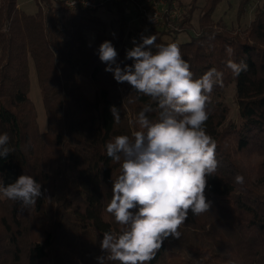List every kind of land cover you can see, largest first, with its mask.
<instances>
[{
	"label": "trees",
	"instance_id": "obj_1",
	"mask_svg": "<svg viewBox=\"0 0 264 264\" xmlns=\"http://www.w3.org/2000/svg\"><path fill=\"white\" fill-rule=\"evenodd\" d=\"M220 1L209 0L188 40L157 36V44L179 46L194 79L211 68L224 76L223 87L210 94L205 125L218 161L205 189L211 207L200 215L189 212L180 238L165 239L149 264H264V0L248 26L234 31L211 19ZM250 1L240 0L238 14ZM36 6L28 14L16 0H0V134L8 133L14 149L0 158V181L6 186L20 175L32 176L48 198L20 213V202L0 194V264H98L96 258L105 255L103 233L123 227L106 212L120 164L107 156L105 145L118 135L131 137L139 130L138 113L157 105L105 71L98 48L105 40L117 47L120 39L101 35L105 23L91 10L69 11L62 0H36ZM91 31L99 33L89 43ZM230 59L246 60L248 70L235 77ZM117 62L133 63L121 50ZM31 63L46 117L42 131L29 97ZM83 78L92 84L91 94ZM230 83L238 123L226 121L221 100ZM112 106L119 109V123ZM147 115L156 120L158 111Z\"/></svg>",
	"mask_w": 264,
	"mask_h": 264
},
{
	"label": "clouds",
	"instance_id": "obj_2",
	"mask_svg": "<svg viewBox=\"0 0 264 264\" xmlns=\"http://www.w3.org/2000/svg\"><path fill=\"white\" fill-rule=\"evenodd\" d=\"M149 20L154 23V17ZM141 41L137 44L133 39L134 47L125 56L133 63L123 67L111 41L105 40L98 48L106 72L157 105L156 109L146 105L138 113L139 130L131 137L118 135L105 145L107 156L120 164L106 212L123 227L119 233H103L100 247L105 255L96 258L98 264H149L165 239L180 238L178 229L189 212L200 215L211 207L205 189L218 161L216 142L205 125L210 94L214 86L223 87L224 74L211 68L194 79L176 43L157 44L156 35H142ZM227 51L231 55V47ZM227 67L235 77L248 70L244 59H230ZM110 111L119 123V109L112 106ZM153 111H158L156 120L147 115ZM9 141L8 133L0 134V158L6 159L14 151ZM235 180L244 182L241 175ZM46 192L29 175H20L6 186L0 181V194L20 202V213L35 207L39 198H48Z\"/></svg>",
	"mask_w": 264,
	"mask_h": 264
},
{
	"label": "rangeland",
	"instance_id": "obj_3",
	"mask_svg": "<svg viewBox=\"0 0 264 264\" xmlns=\"http://www.w3.org/2000/svg\"><path fill=\"white\" fill-rule=\"evenodd\" d=\"M20 9L28 14L36 11V0H16ZM178 5L187 15L188 9L191 8L190 20L183 22L180 30H170L166 33L165 25L162 22L153 23L149 21L147 15L141 9L142 0H120L119 3L109 2L102 8L92 11V14L100 21L105 23L103 34L106 38H110L113 42L119 40V44L115 49L119 53L120 50L126 56V50L134 47L133 39L136 43H141V36L156 35L163 40H170L172 36H176L179 42L189 39L190 36L196 34L199 30V18L205 10L209 0H176ZM240 0H221L213 14L212 21L215 24L223 25L227 29L234 31L236 29H244L248 26L253 18L254 10L263 4V0H251L247 10L242 14H238ZM147 10L146 8H144ZM261 25L264 26V20ZM177 32V33H176ZM98 31L86 33L89 43L94 42L98 38ZM133 62L132 60H129ZM30 92L29 97L33 102L36 112L39 129H45L46 117L44 115L40 93L37 85L36 74L33 64H30ZM83 83L87 88V92L91 94L93 86L88 79L83 78ZM223 104L228 108L226 121L238 123L240 116L238 105L235 99V84L230 83L224 90L222 98Z\"/></svg>",
	"mask_w": 264,
	"mask_h": 264
},
{
	"label": "built area",
	"instance_id": "obj_4",
	"mask_svg": "<svg viewBox=\"0 0 264 264\" xmlns=\"http://www.w3.org/2000/svg\"><path fill=\"white\" fill-rule=\"evenodd\" d=\"M109 2L119 3L120 0H62L63 5L69 11L75 9L93 11L104 7ZM141 9L148 18L154 17V23L162 22L166 26L165 28L171 31L180 30V26L185 22L184 16H182L184 12L176 0H171L170 5L166 0H142Z\"/></svg>",
	"mask_w": 264,
	"mask_h": 264
}]
</instances>
